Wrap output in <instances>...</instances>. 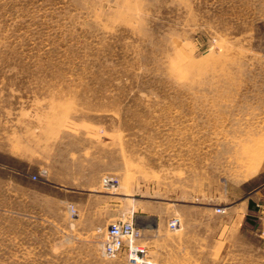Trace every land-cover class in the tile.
Here are the masks:
<instances>
[{
    "label": "rangeland",
    "instance_id": "374dc122",
    "mask_svg": "<svg viewBox=\"0 0 264 264\" xmlns=\"http://www.w3.org/2000/svg\"><path fill=\"white\" fill-rule=\"evenodd\" d=\"M131 248L264 264V0H0V264Z\"/></svg>",
    "mask_w": 264,
    "mask_h": 264
},
{
    "label": "built area",
    "instance_id": "2783aa9c",
    "mask_svg": "<svg viewBox=\"0 0 264 264\" xmlns=\"http://www.w3.org/2000/svg\"><path fill=\"white\" fill-rule=\"evenodd\" d=\"M37 178H34L36 180ZM106 187L113 185L112 180L106 179L104 181ZM180 221L178 219H172L168 225L171 231H176L180 227ZM136 232L131 225H112L108 232V240L106 244V252L108 255H114L119 252L125 245L127 239H133L136 237ZM131 251V262L134 264H153L149 261H143V251L140 249H130Z\"/></svg>",
    "mask_w": 264,
    "mask_h": 264
}]
</instances>
